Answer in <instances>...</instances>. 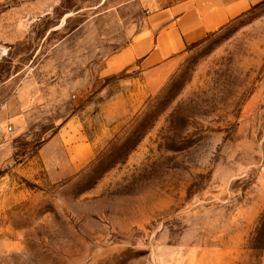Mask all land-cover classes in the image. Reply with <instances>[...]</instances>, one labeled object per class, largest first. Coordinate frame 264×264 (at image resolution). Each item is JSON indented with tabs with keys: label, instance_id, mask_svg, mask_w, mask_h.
I'll return each instance as SVG.
<instances>
[{
	"label": "rangeland",
	"instance_id": "rangeland-1",
	"mask_svg": "<svg viewBox=\"0 0 264 264\" xmlns=\"http://www.w3.org/2000/svg\"><path fill=\"white\" fill-rule=\"evenodd\" d=\"M147 0H0V264H264V0L142 68Z\"/></svg>",
	"mask_w": 264,
	"mask_h": 264
},
{
	"label": "crops",
	"instance_id": "crops-1",
	"mask_svg": "<svg viewBox=\"0 0 264 264\" xmlns=\"http://www.w3.org/2000/svg\"><path fill=\"white\" fill-rule=\"evenodd\" d=\"M259 0H147L148 22L127 57L142 68L167 63L186 48L244 16Z\"/></svg>",
	"mask_w": 264,
	"mask_h": 264
}]
</instances>
